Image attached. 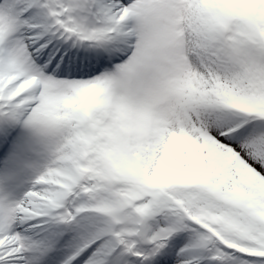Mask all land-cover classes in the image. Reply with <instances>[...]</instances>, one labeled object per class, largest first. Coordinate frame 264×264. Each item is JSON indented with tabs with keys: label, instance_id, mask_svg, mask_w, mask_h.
I'll return each instance as SVG.
<instances>
[{
	"label": "snow or ice",
	"instance_id": "obj_1",
	"mask_svg": "<svg viewBox=\"0 0 264 264\" xmlns=\"http://www.w3.org/2000/svg\"><path fill=\"white\" fill-rule=\"evenodd\" d=\"M4 156L0 264H264V0H0Z\"/></svg>",
	"mask_w": 264,
	"mask_h": 264
},
{
	"label": "rangeland",
	"instance_id": "obj_2",
	"mask_svg": "<svg viewBox=\"0 0 264 264\" xmlns=\"http://www.w3.org/2000/svg\"><path fill=\"white\" fill-rule=\"evenodd\" d=\"M30 163L31 161L26 159L14 172L10 170L9 166L3 174H0L1 189L7 187L8 192L16 196L21 195L35 175L34 169L29 166Z\"/></svg>",
	"mask_w": 264,
	"mask_h": 264
},
{
	"label": "bare ground",
	"instance_id": "obj_3",
	"mask_svg": "<svg viewBox=\"0 0 264 264\" xmlns=\"http://www.w3.org/2000/svg\"><path fill=\"white\" fill-rule=\"evenodd\" d=\"M28 185H30V184H28ZM26 188H27V187H26ZM26 188H25V189H26Z\"/></svg>",
	"mask_w": 264,
	"mask_h": 264
}]
</instances>
